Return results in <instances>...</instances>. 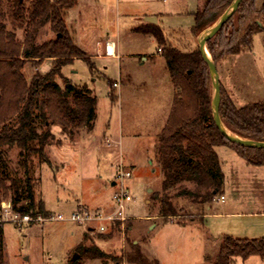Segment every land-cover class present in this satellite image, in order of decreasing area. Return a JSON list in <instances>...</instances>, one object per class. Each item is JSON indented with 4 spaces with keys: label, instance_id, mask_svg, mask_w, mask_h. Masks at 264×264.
Returning a JSON list of instances; mask_svg holds the SVG:
<instances>
[{
    "label": "rangeland",
    "instance_id": "374dc122",
    "mask_svg": "<svg viewBox=\"0 0 264 264\" xmlns=\"http://www.w3.org/2000/svg\"><path fill=\"white\" fill-rule=\"evenodd\" d=\"M29 1L25 0L26 4ZM263 1L257 0V8ZM207 2L77 0L75 7L65 13L64 22L73 44L90 58L94 69L91 71L86 62L77 59L63 68L62 75L70 85L86 87L97 99L96 121L92 132L82 131L70 142L75 146L85 141L83 149L79 147L71 154L63 147L61 155L66 156L62 157L58 150L63 145L69 147L70 143L61 141L46 149L51 166H39L33 159L32 175L38 182L36 194L53 217H69L79 208L91 213H110L114 210L112 195L116 191V185L112 187L111 184L116 183V171L122 166L131 174L125 185L132 201L124 207L127 221L123 227H109L106 234H98L95 229L91 233L88 225L71 222H45L21 229L4 223V264H119L132 246L139 247L147 259L159 264L215 262L220 241L209 232L212 222L241 224L243 219L215 221L204 216L201 221L199 214L202 212L195 211L188 200H180L178 205L192 212L194 216L189 220L179 224L156 217L158 204L150 197L161 191L162 174L154 159V146L170 115L175 90L159 45L153 37L137 32L146 25L144 16L159 14L161 19L157 27L167 45L188 53L198 47L200 35L191 33L192 14L204 8ZM16 35L22 42L23 32L18 31ZM53 38V33L45 27L37 42ZM106 38L115 44L123 58L95 57L96 41L104 42ZM51 69L49 60L37 67L28 62L22 74L29 82L36 73L46 75ZM216 69L224 96L236 108L263 102L264 30L253 36L250 50L226 58ZM112 81L119 82L120 87L110 89L108 82ZM57 83L62 86L61 81ZM52 133L58 136L59 128L53 127ZM92 137L95 142H91ZM214 151L221 163L223 183L220 195L203 213L217 211L222 195L225 203L234 206L232 211L245 217L247 214L255 216L249 222L257 227L254 222L260 224V230L251 225L249 230L254 231L251 236L241 234L240 238H264V166L248 165L226 147ZM6 162L10 175L22 180L24 174L17 149H7ZM188 189L193 187L188 186ZM258 232L261 236L255 237ZM85 234L91 240L86 245L93 244L104 254L102 259L91 260L77 253ZM75 255L78 258L72 261ZM262 261L253 257L247 261L238 259L236 264H261ZM120 264L128 263L121 261Z\"/></svg>",
    "mask_w": 264,
    "mask_h": 264
},
{
    "label": "trees",
    "instance_id": "16d2710c",
    "mask_svg": "<svg viewBox=\"0 0 264 264\" xmlns=\"http://www.w3.org/2000/svg\"><path fill=\"white\" fill-rule=\"evenodd\" d=\"M233 0H208L193 16L191 33L198 35L211 26ZM242 0L234 15L206 44L215 66L231 56L250 50L252 38L264 27V1ZM77 0H0V204L9 202L12 211L21 216L48 218L44 202L36 194L38 182L32 175L33 159L39 166H51L46 149L69 142L82 131L91 132L96 121L97 99L86 87L72 86L63 77V68L80 59L94 69L90 58L73 44L64 22V15ZM48 27L54 38L38 43L37 38ZM23 40H17V32ZM151 36L162 51L175 93L166 125L157 136L154 159L162 174L161 191L150 199L158 204L156 217L164 222L189 220L192 212L178 205L188 200L195 211L203 213L221 193L223 174L214 151L226 147L248 165L264 166V150L245 149L226 141L214 125L211 111L212 83L209 70L198 47L182 53L167 45L161 30L147 24L137 30ZM162 48V49H161ZM52 63L46 75L36 73L29 82L22 71L28 62L36 67L44 61ZM61 81L62 86L57 83ZM108 86L112 89L111 82ZM110 98L112 96L110 95ZM219 117L225 128L235 136L264 142V101L236 108L220 88ZM59 128V136L52 128ZM19 151V166L24 178L10 175L6 162L7 149ZM192 186L193 189H188ZM114 226H120L116 223ZM87 234L77 253L87 259L99 260L104 254L90 242ZM252 257L264 260V238H220V247L213 264H236ZM159 264L147 259L141 249L132 246L118 263ZM0 264L3 258V232L0 224ZM72 264V263H70Z\"/></svg>",
    "mask_w": 264,
    "mask_h": 264
},
{
    "label": "built area",
    "instance_id": "2783aa9c",
    "mask_svg": "<svg viewBox=\"0 0 264 264\" xmlns=\"http://www.w3.org/2000/svg\"><path fill=\"white\" fill-rule=\"evenodd\" d=\"M107 50V48H106ZM113 88L117 87V84H112ZM131 178L129 171H125L122 166L116 171V191L112 195V202L114 210L110 213H91L85 209H77L70 214L69 217L58 215L56 217L49 216L48 218L36 217L32 218L28 215L21 216L12 211L11 204L9 202H2L0 204V224L10 223L16 228L21 229L25 226L32 224H43L45 222H71L79 225L86 224L89 227V231L92 233L95 229L98 234H106L109 227H113L116 223L123 227V223L127 221L124 215L125 205L132 201L129 190L126 188V182ZM223 201V198H221Z\"/></svg>",
    "mask_w": 264,
    "mask_h": 264
},
{
    "label": "crops",
    "instance_id": "0c3cea01",
    "mask_svg": "<svg viewBox=\"0 0 264 264\" xmlns=\"http://www.w3.org/2000/svg\"><path fill=\"white\" fill-rule=\"evenodd\" d=\"M144 17H145V19L143 21L145 22L146 25L150 24V25H154V26H158V24L160 22V19H161V15H159V14L158 15L144 16ZM149 20H151V21L155 20V22L148 23ZM95 46H96V52H97V55H95V57H97V58H101V59H118V60H120L121 57H122L121 55L118 54V49L115 46V44L112 41H108L107 38L105 39L104 42H101V41L97 40L96 43H95ZM106 48H107V50H106ZM144 61H145V59H144ZM111 83L112 84H114V83L117 84V87L114 88L115 90L120 87L119 82H117V81H112ZM59 138L61 139L60 136H59ZM121 139H122V136H121ZM61 141L63 142V141H67V140L61 139ZM95 141H96L95 137H92L91 138V142H95ZM69 143H67V144H69ZM84 143H85V141H80L79 143L77 142L75 144V146H71L72 144L70 143L69 147L66 146V145H63L58 150L60 152H57V153H59V155H61L62 149H63V147H65L66 149H69L68 150L69 153L72 154L73 152L78 151L79 147H82V149H83L84 148V146H83ZM107 147H109V145ZM79 150H81V148ZM61 156L65 157L66 155H61ZM217 157H218V155H217ZM61 165L64 166V163H61ZM112 184H111V186H112ZM114 186H112V187H114ZM221 198H223V201H221ZM220 201H221L220 202L221 206H219V209L217 211H214L212 214L205 215L207 219H211V220H215V221L243 219V221H242L241 224L237 223V222H233V221H230V222L228 221L229 223H226V224H223L222 221H221V223L220 222H216V223L212 222L211 228L209 229V232L211 233V236L213 238H215L216 241H220V238L222 236H230V237L235 238V239H248V238H240V236H242L241 234H246L248 236L252 232H254L253 230H249V228H250L251 225L254 228L257 227V226H254L251 222H249L250 221L249 219H251V217L254 218L255 216H251V215L247 214L246 217H245L244 214L241 215V213H237V212L232 211L234 206L228 205V203H225V198L222 195L220 196ZM151 219L154 220V219H156V217H151ZM148 221H151V220L149 219ZM254 223H257L256 224V225H258L257 228L260 230V227H259L260 224H258V222H254ZM258 233H257V235H255V237L256 236H261L260 234H262V233H259V234ZM251 238H254V237H251ZM258 238H261V237H256V239H258ZM263 263L264 262L262 261L261 264H263Z\"/></svg>",
    "mask_w": 264,
    "mask_h": 264
},
{
    "label": "water",
    "instance_id": "95a60500",
    "mask_svg": "<svg viewBox=\"0 0 264 264\" xmlns=\"http://www.w3.org/2000/svg\"><path fill=\"white\" fill-rule=\"evenodd\" d=\"M242 0H233L227 10L208 28L200 33L198 36V50L199 53L206 64L212 83V101H211V111L212 119L215 127L219 131L220 135L229 143L234 144L238 147L245 149H255V150H264V142H254L246 139L239 138L229 132L225 126L222 124L219 117V103H220V83L219 76L215 64L213 63L209 53L206 49V44L221 30L224 24L234 15L237 11ZM155 22V20H149L148 23ZM260 28L264 27L257 23ZM115 183L112 184L114 186ZM78 258L77 255L73 257L72 261H75Z\"/></svg>",
    "mask_w": 264,
    "mask_h": 264
}]
</instances>
